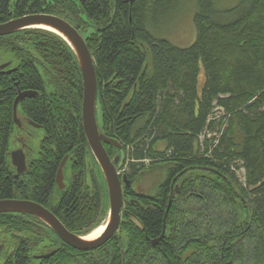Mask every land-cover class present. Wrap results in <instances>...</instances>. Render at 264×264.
Instances as JSON below:
<instances>
[{
  "label": "trees",
  "instance_id": "16d2710c",
  "mask_svg": "<svg viewBox=\"0 0 264 264\" xmlns=\"http://www.w3.org/2000/svg\"><path fill=\"white\" fill-rule=\"evenodd\" d=\"M193 1L196 41L187 49L156 33L188 0H0V24L48 14L84 38L96 68L100 131L122 146L104 147L132 183L123 187L124 219L142 224L131 232V253L141 251L134 240L148 244L166 225L168 237H199L197 264H211L209 252L217 262L264 264V0ZM7 57L19 71L0 75V200L20 199L17 180L7 179L18 90L37 92L20 104L46 128L26 196L50 203L57 167L69 155L73 186L52 209L83 236L101 221L107 191L83 131L77 58L40 29L0 38V59ZM89 164L96 170L87 185ZM161 168L167 175L156 193L134 190ZM23 218L0 215V231ZM66 248L39 264H116ZM149 260L137 254L131 264Z\"/></svg>",
  "mask_w": 264,
  "mask_h": 264
},
{
  "label": "flooded vegetation",
  "instance_id": "af4514ba",
  "mask_svg": "<svg viewBox=\"0 0 264 264\" xmlns=\"http://www.w3.org/2000/svg\"><path fill=\"white\" fill-rule=\"evenodd\" d=\"M15 19L18 18H14L12 20ZM5 65H7V67L1 69V67ZM18 68L19 67L13 65V62L11 61L0 63V75L2 76L5 75L8 79L11 75L19 71ZM25 92H33V91L18 90V95ZM37 96L38 93L34 97ZM31 98H25L22 101ZM20 104L17 109V115L19 114L20 123L17 125L16 122H14L15 124L14 131L16 130V128L19 130L18 136L16 137V139H12L11 137L10 140V147L14 143L17 146L16 148L10 150V160L7 166V169L9 170V175L7 176V179H10V176L11 177L13 176L17 180L16 182L18 183V189L20 191V196H19L20 201L35 202L43 206L45 209H47L52 214H54L57 217V219L61 222V224H63V226L69 231L65 223L61 220V217H58V215H56V212L52 208L56 204H60L64 195H66L73 186L71 181L72 179L71 172H70V178H66L65 176L67 168L69 169L71 168L70 162H68L70 160V156L67 155L57 167V172L55 177V188L53 192L54 195L52 196L50 203L40 204L36 198L35 199L27 198L26 190L28 191L30 171H32L31 169H33L34 162L39 159L41 144L44 140V138H42L41 139L42 141H39L38 150L34 152V148L31 146V144L36 136L34 137L33 132L35 130H41L42 132H44V137H45L46 128L43 124L35 123L30 118H28L27 116L28 111L24 112L21 109ZM19 111L20 112L22 111L21 114L19 113ZM17 151H22L25 156V168L24 169L21 168V172L13 166L11 159V153ZM33 153H35L36 156L33 157L34 155ZM65 159L66 161L64 164V181H62V184L59 185L57 182L58 174ZM56 194L59 195V197H56ZM129 197L131 200L130 195ZM124 207H125V203L123 204V208L121 211V222L115 235L109 241H107L105 244H103L102 246H100L95 250L89 252H83V251H79V252L93 253L97 251V253L102 258L104 257V259H106L107 257L116 258V264H131V257H133L134 255L136 256L137 254L140 257L143 256V254L146 257H148L150 260L149 262H146L147 264H163V261L161 262V258H157L158 255H160L162 258L165 259V264L199 263V256H198L199 237H191V239L183 238V236L181 235L179 237H174V236L168 237L165 235L167 229L166 225L164 226L163 229V233H164L163 236L161 235L160 237L155 239H150L149 237H146V241L148 244H144L140 240H138L136 243V241L134 240V244L132 247L133 250L136 249L139 250L141 248V251L140 253L137 254L134 251H133L134 253H131V232L135 231L134 227H138V228L142 227V224L138 220L124 219L125 216ZM14 215H20L21 217L24 218L17 221V226L15 228L4 226V229L0 231V248H1L0 258L3 260V262L0 264H5V263L15 264V260L17 257L31 259V261H33L32 264H39L41 261H46V260L49 261L51 258H53V256L58 254L60 251H66L67 249L66 247L73 250L72 247L65 244L56 235V233L44 222L27 214H14ZM106 226L107 223L105 224V228ZM94 229L83 236L72 233L71 231L69 232L76 236L88 239V237L93 232H95ZM182 240H188V241L182 242ZM142 245L144 247H141ZM212 256H213V252H209L208 254L209 263L221 264L223 262L222 264H227L225 256L224 259H220L219 262H217L215 258ZM152 259L153 262L151 261Z\"/></svg>",
  "mask_w": 264,
  "mask_h": 264
},
{
  "label": "water",
  "instance_id": "95a60500",
  "mask_svg": "<svg viewBox=\"0 0 264 264\" xmlns=\"http://www.w3.org/2000/svg\"><path fill=\"white\" fill-rule=\"evenodd\" d=\"M32 29L45 30L56 34L69 45L77 58L83 80V131L90 151L100 167L105 179L110 208L109 221L103 233L98 238L94 240H87L86 238L70 233L54 214L35 202L20 201L16 199L0 200V215L27 214L33 216L47 224L68 246L78 251L89 252L105 244L117 232L121 222V211L124 204L123 185L126 188H130L132 183L125 177L121 179L117 172V165L120 162V157H116L112 160L104 147V145H109L121 149L122 146L119 142L109 139L100 131L97 119L98 82L96 68L94 59L84 38L69 22L57 16L48 14L27 15L11 20L7 23L0 24V38ZM6 67L7 65L2 66L1 69ZM36 95L37 93L35 92H25L21 93L15 100L13 118L17 125L20 123L17 118V109L20 102L25 98H31ZM11 159L13 166L20 172L21 168H25V156L22 151L12 152ZM65 161L66 159L64 160L58 174L57 182L59 185H61L62 181H64ZM241 211L242 217L245 218L242 207ZM163 235L164 233L162 236Z\"/></svg>",
  "mask_w": 264,
  "mask_h": 264
},
{
  "label": "rangeland",
  "instance_id": "374dc122",
  "mask_svg": "<svg viewBox=\"0 0 264 264\" xmlns=\"http://www.w3.org/2000/svg\"><path fill=\"white\" fill-rule=\"evenodd\" d=\"M193 18H194V1L188 0V2H186L185 4H182L180 6L179 10L174 13L173 17L169 18V20L167 22H165L163 29H161L158 33H156V35H159V37L168 40L174 46H177V47L182 48V49H187L190 46H192L194 44V42L196 41V30H195V26L193 23ZM9 58L10 57L1 58L0 63L8 62L10 60ZM21 112L19 111L20 114H21ZM17 118L19 120V118H20L19 114L17 115ZM97 119H98V123L100 125V123L102 122V115H101V109L99 107L97 108ZM18 131L19 130L16 128V130L14 131L15 133L12 135V139H16V137L18 136ZM32 131H34V130H32ZM33 134H34V137L35 136L36 137L32 141L31 146L34 148V152H36L38 150V147H39V141H42L41 139L44 138V132H42L41 130H35L33 132ZM19 136H20V134H19ZM16 146L17 145L14 143L10 147V149H14V148H16ZM33 154H34L33 157L36 156L35 153H33ZM95 170H96L95 166L93 164H89V167L87 170V175H86L87 185L90 184L89 179H90V177H92V172ZM99 170L102 174L100 167H99ZM117 170H119V167L117 168ZM121 173H122V171H121ZM166 175H167V170L165 168H161L160 170H157L155 172H152V173L145 175L141 180H139L133 186V188L136 192H144L147 194L156 193L158 190V186L161 185L165 181ZM65 176H66V178H70V169L69 168H67ZM102 176H103V174H102ZM103 179H104V176H103ZM104 182H105V179H104ZM105 186H106V183H105ZM106 191H107V186H106ZM56 197H59V195L56 194ZM128 199H130L129 196H128ZM242 201L243 200H241V199L238 200L237 204H242ZM246 204H247V205H245L246 209L249 212L251 209H250L247 201H246ZM104 209H105V211H104L103 217H100L101 221L99 220V224L95 227L96 229H94V231H96L97 229H99L103 226L105 228V224L108 223V221H109L110 208H109L108 191H107V203H106ZM243 212L245 214L244 208H243ZM92 240H94V239H92ZM2 262H3V260L0 258V263H2Z\"/></svg>",
  "mask_w": 264,
  "mask_h": 264
},
{
  "label": "bare ground",
  "instance_id": "6f19581e",
  "mask_svg": "<svg viewBox=\"0 0 264 264\" xmlns=\"http://www.w3.org/2000/svg\"><path fill=\"white\" fill-rule=\"evenodd\" d=\"M218 110V109H217ZM239 129V128H238ZM213 133V132H212ZM211 134V133H210ZM200 136V135H199ZM163 141V140H162ZM190 158V157H189ZM191 165V164H190ZM242 171V170H241ZM245 174V173H244ZM129 179V178H128ZM200 181V180H199ZM103 229H105L104 228V226L103 227H101V228H99V229H97L92 235H90L89 237H88V239L87 240H92V239H96V238H98L102 233H103Z\"/></svg>",
  "mask_w": 264,
  "mask_h": 264
}]
</instances>
